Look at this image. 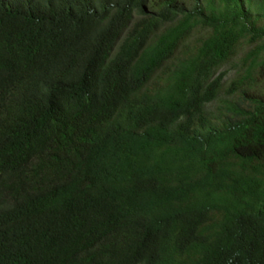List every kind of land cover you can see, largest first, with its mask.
Returning a JSON list of instances; mask_svg holds the SVG:
<instances>
[{
    "label": "trees",
    "instance_id": "obj_1",
    "mask_svg": "<svg viewBox=\"0 0 264 264\" xmlns=\"http://www.w3.org/2000/svg\"><path fill=\"white\" fill-rule=\"evenodd\" d=\"M0 264H264V0H0Z\"/></svg>",
    "mask_w": 264,
    "mask_h": 264
},
{
    "label": "rangeland",
    "instance_id": "obj_2",
    "mask_svg": "<svg viewBox=\"0 0 264 264\" xmlns=\"http://www.w3.org/2000/svg\"><path fill=\"white\" fill-rule=\"evenodd\" d=\"M226 69H228V71H227L228 75L226 76L227 77L226 79L233 77L234 76V68H228L227 66H225L221 69V71L226 70Z\"/></svg>",
    "mask_w": 264,
    "mask_h": 264
}]
</instances>
